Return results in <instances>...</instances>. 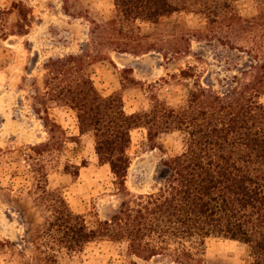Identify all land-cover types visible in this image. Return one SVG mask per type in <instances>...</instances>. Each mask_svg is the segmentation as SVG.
<instances>
[{"label": "trees", "instance_id": "1", "mask_svg": "<svg viewBox=\"0 0 264 264\" xmlns=\"http://www.w3.org/2000/svg\"><path fill=\"white\" fill-rule=\"evenodd\" d=\"M111 1L108 21H90L86 53L47 59L40 82L32 83L31 109L48 140L28 145L24 157L30 179L23 190L43 218L26 230L20 263L57 264L88 244L108 241L124 244L127 255L142 262L206 264L204 242L214 237L245 245L249 264H264V0H252L256 11L247 18L234 6L237 0ZM16 6L12 3L10 11L19 35L28 15ZM179 12L204 16V30L175 32L172 40L142 32L141 24L157 25ZM193 38L219 49L215 60L228 75L216 77V85L202 82L207 71L198 65L207 63L191 50ZM104 49L132 57L156 53L165 63L192 58L193 64L176 68V77L193 80V86L177 106L153 97L146 110L126 114L121 98L102 97L86 71L89 50L101 56ZM51 106L73 112L79 135H91L98 163L108 166L122 195L103 219L73 212L61 193L48 189V171L67 139L49 117ZM137 128L150 142L160 134L181 133L184 146L162 162L165 175L154 192L132 196L125 180L130 132ZM74 169L68 173L77 175ZM2 195L8 194L0 188ZM9 245L0 240V254Z\"/></svg>", "mask_w": 264, "mask_h": 264}, {"label": "rangeland", "instance_id": "2", "mask_svg": "<svg viewBox=\"0 0 264 264\" xmlns=\"http://www.w3.org/2000/svg\"><path fill=\"white\" fill-rule=\"evenodd\" d=\"M28 15L24 34L19 33L12 3ZM22 5H19V3ZM239 14L251 17L256 4L252 0L234 3ZM67 12H65V10ZM111 0H0V240L11 245L0 254V264H21L19 251L26 230L42 222L43 215L34 207L26 190L30 179L29 163L24 157L28 145L48 140L47 130L32 112V83L40 82L42 65L49 58L86 53L90 21L102 23L112 16ZM142 32L157 33L163 39L202 31L205 18L188 12L174 13L157 25L141 24ZM12 33H14L12 35ZM191 50L207 65H198L204 84L216 85L215 78L228 75L215 59L219 49L206 42L190 43ZM182 50H185L182 49ZM173 55L172 50H165ZM88 76L102 97L117 95L126 114L146 110L153 97L169 106H177L187 97L193 80L176 77L178 66L193 64L192 58L165 63L152 53L141 57L120 55L104 49L101 56L90 53ZM129 69L128 72L123 70ZM264 104V95L260 97ZM49 117L61 126L67 137L57 163L48 171V189L62 194L69 208L89 218L96 213L103 219L122 199L107 165L98 163L90 134L79 135L72 111L51 106ZM130 167L125 187L132 196L154 192L165 175L163 161L180 154L184 146L181 133L160 134L150 142L144 129L130 132ZM67 166V172L64 167ZM78 167V174L72 173ZM69 172V173H68ZM206 264H249L247 247L241 243L210 237L204 242ZM165 264L164 261L142 262L127 255L125 245L98 241L88 244L81 253L62 257L57 264Z\"/></svg>", "mask_w": 264, "mask_h": 264}]
</instances>
